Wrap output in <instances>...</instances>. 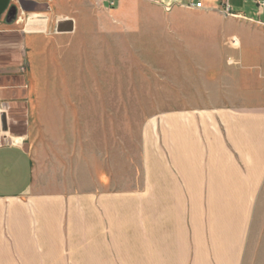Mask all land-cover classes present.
I'll return each instance as SVG.
<instances>
[{
    "label": "crops",
    "instance_id": "obj_1",
    "mask_svg": "<svg viewBox=\"0 0 264 264\" xmlns=\"http://www.w3.org/2000/svg\"><path fill=\"white\" fill-rule=\"evenodd\" d=\"M134 1L0 0V102L28 106L38 58L84 16L122 23ZM251 1L252 14L235 10L249 24L230 41L199 44L196 104L153 120L140 188L53 190L36 184L24 145L0 144V264H242L264 192V10Z\"/></svg>",
    "mask_w": 264,
    "mask_h": 264
},
{
    "label": "rangeland",
    "instance_id": "obj_2",
    "mask_svg": "<svg viewBox=\"0 0 264 264\" xmlns=\"http://www.w3.org/2000/svg\"><path fill=\"white\" fill-rule=\"evenodd\" d=\"M243 1L244 8L231 5L252 14V1ZM128 6L133 16L124 24L84 16L76 33L38 58L28 106L0 102V144L30 151L36 184L67 194L140 188L150 145L158 142L155 127L167 112L198 101L199 44L227 43L249 24L182 4L170 11L151 0ZM10 124L15 133L7 131ZM243 256L242 264H264V192Z\"/></svg>",
    "mask_w": 264,
    "mask_h": 264
},
{
    "label": "built area",
    "instance_id": "obj_3",
    "mask_svg": "<svg viewBox=\"0 0 264 264\" xmlns=\"http://www.w3.org/2000/svg\"><path fill=\"white\" fill-rule=\"evenodd\" d=\"M95 2H100L103 4H107L108 9L109 8H115L117 5V0H94ZM255 3H257L258 8L260 11L264 10V0H254ZM158 2V1H156ZM230 3V0H221L220 3H218L216 6L215 5H209L206 3V0H194L191 3H188L183 5L191 9L195 10H217L221 12L224 16L226 17H233V18H241V15L238 14L233 6ZM172 4H166L164 7L166 10L170 11ZM245 18V17H242ZM1 110V107H0Z\"/></svg>",
    "mask_w": 264,
    "mask_h": 264
},
{
    "label": "water",
    "instance_id": "obj_4",
    "mask_svg": "<svg viewBox=\"0 0 264 264\" xmlns=\"http://www.w3.org/2000/svg\"><path fill=\"white\" fill-rule=\"evenodd\" d=\"M17 11H18V8L16 6L12 7L11 11L9 12V16L12 20H15L16 17H17ZM3 118H5V116H2ZM2 118V119H3Z\"/></svg>",
    "mask_w": 264,
    "mask_h": 264
}]
</instances>
